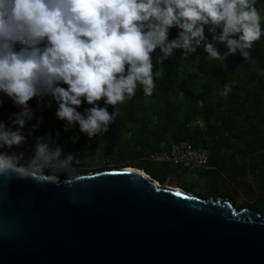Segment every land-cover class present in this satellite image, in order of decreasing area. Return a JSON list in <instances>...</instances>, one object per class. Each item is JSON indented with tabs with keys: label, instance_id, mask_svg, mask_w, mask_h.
Returning <instances> with one entry per match:
<instances>
[{
	"label": "clouds",
	"instance_id": "clouds-1",
	"mask_svg": "<svg viewBox=\"0 0 264 264\" xmlns=\"http://www.w3.org/2000/svg\"><path fill=\"white\" fill-rule=\"evenodd\" d=\"M261 21L256 0H0V94L19 108L10 124L0 120V178L57 182L50 169L70 171L78 163L75 154L63 153L59 132L33 135L41 118L29 101L50 97L64 131L78 125L89 138L105 134L119 115L116 106L138 86L152 95L161 75L153 72L157 49L160 64L174 49L186 56L201 45L210 60L224 62L237 52L248 59ZM173 27L179 32L169 41ZM217 42L227 50L221 53ZM230 91L226 84L222 95ZM85 102L91 107L81 113ZM29 136L30 157L11 151Z\"/></svg>",
	"mask_w": 264,
	"mask_h": 264
},
{
	"label": "water",
	"instance_id": "water-1",
	"mask_svg": "<svg viewBox=\"0 0 264 264\" xmlns=\"http://www.w3.org/2000/svg\"><path fill=\"white\" fill-rule=\"evenodd\" d=\"M0 264H264V216L133 168L0 178Z\"/></svg>",
	"mask_w": 264,
	"mask_h": 264
},
{
	"label": "trees",
	"instance_id": "trees-1",
	"mask_svg": "<svg viewBox=\"0 0 264 264\" xmlns=\"http://www.w3.org/2000/svg\"><path fill=\"white\" fill-rule=\"evenodd\" d=\"M256 4L258 10L262 13V35L260 40L254 43L248 59H243L237 52L229 55L224 62L210 60L207 53L204 52L203 45H201L197 48L196 53L186 56H183L182 49H174L173 54L160 64L157 58L162 56V53L157 49L153 53V72L155 74V72L159 71L161 75L156 78V88L153 90L152 95L145 96L142 87L138 86L136 95L133 98L130 100L126 99L123 104L116 106L119 109V115L109 126L108 132L102 135L105 137L107 135L109 138L115 135L116 140L114 143L117 145L122 136L130 134L129 142H133L135 147L141 149H144L148 144V140H150L153 145L151 152H156L174 143L188 142L194 146H202L209 152V161L208 169L202 171L199 175H209V165H213L214 157L218 153L212 155L213 150H210V147L201 138L193 136L190 130L192 122L197 128L205 127L207 133L215 131L214 135L219 132H221L220 134L228 132L237 140H241L244 136H249L252 141L248 147L252 154H248L247 162L252 171L258 169L261 193H263L264 158L261 154L260 166L257 167L258 158H253V155L255 153L259 154L262 148L261 139L264 138V105L258 98L260 94L264 93V85L257 82L254 89L251 88V85L259 75L260 66L264 65V0H256ZM178 32L179 30L175 27L170 29L169 41L175 39ZM205 35L208 42H213L212 34L207 29ZM216 47L221 53L227 50L223 43L217 42ZM226 84L231 85V91L227 95H222ZM0 96L8 98L3 94H0ZM8 100V106L11 110L19 111V108L14 106L9 98ZM199 102L201 105H199ZM29 103L34 114L42 107L49 112L48 114L55 116L58 124L56 132H59L61 137L80 133L78 125H74L70 130L64 131L65 122L60 121L56 117L57 105L50 97L45 96L33 99V102L29 101ZM99 106H105L103 101L99 102ZM89 107L91 105L85 102L77 110L84 113L85 109ZM108 111L111 113L113 108L109 106ZM151 112H153L156 121L149 118L148 113ZM198 117H201L205 124L202 125L200 123L201 125H198L197 122H200L197 119ZM0 120L8 124L11 123V119L2 115H0ZM210 121L213 122V126L210 125ZM26 130L27 128L25 127L23 133ZM45 130V128L41 127L34 135H42ZM76 145L72 150L64 154L76 153L80 155V150L77 149L78 146ZM159 145L161 146L159 147ZM214 146L220 149L221 144L215 143ZM96 147L95 145L89 144L88 146L87 144L83 153L80 152V157L83 158L84 164L86 163L85 159L89 156L87 151ZM146 164L150 165V167H139V169L143 170L154 181L160 183H163L164 175L166 182H168L175 173H179L172 171L164 164L147 161ZM215 165H218V162ZM125 168H137V166L131 164L120 169ZM221 169L223 175L229 178L230 170L227 168ZM86 173L84 171L80 174ZM80 174H76V172H69L67 175H61L59 172L52 173V175L60 176L61 178H69ZM213 176V179L209 180L208 193L203 199H217L222 194L223 198L227 199L224 192H220L216 188L218 174L213 173Z\"/></svg>",
	"mask_w": 264,
	"mask_h": 264
},
{
	"label": "rangeland",
	"instance_id": "rangeland-1",
	"mask_svg": "<svg viewBox=\"0 0 264 264\" xmlns=\"http://www.w3.org/2000/svg\"><path fill=\"white\" fill-rule=\"evenodd\" d=\"M257 82L264 85V65L260 66L259 75L256 79H254L253 84L251 85L252 89H254ZM258 98L264 105V93L260 94ZM0 100L3 101L2 105H0V115L11 119L12 114L16 111L11 110L8 106V98L0 96ZM31 102H33V100H31ZM199 105H201L200 102ZM48 113L49 112L46 109L40 107L38 112L35 114L37 118H41L39 128L42 127L46 129L44 134L36 135L43 136L49 132H54L53 134L55 135L56 128L58 126L57 119L54 115ZM148 116L150 119H153V121H156L153 112L148 113ZM197 119H199L202 125L205 124V121L201 117H198ZM35 122L36 121L33 120L29 123L26 126L27 130L24 133L28 135L31 124ZM210 125L213 126L212 121H210ZM190 126L193 136L201 138V140H203L204 143L210 147V150H213L212 155L218 154L214 157L213 165H209V175L175 173L171 179H169V181H171V187L180 189L189 195L203 199L208 193L207 187L210 182L209 180L213 179V173H216L218 174V177L216 178V188L220 192H224V195L227 197V199L223 198L224 196L222 194L217 199L228 200L237 209L247 208L264 216V191L261 193V185L259 182L260 175L258 169H256V171H252L247 162L248 154L251 153L248 147L252 141L251 138L249 136H244L241 140H237L234 139V137H232L228 132L223 134H220L221 132H219L214 135L215 131L207 133V129L205 127H202L201 129L197 128L193 122ZM34 134L35 133H33V135ZM73 138H76L74 144ZM115 140V135L110 138L107 135L106 137L101 135L95 138H89L86 134L81 132L76 133L73 136L68 134L67 137H61L59 134L57 142L60 146H62L63 153H67L69 150H72L76 144V146H78L77 149H79L82 153L87 144L88 146L89 144L97 146L96 148H92L87 151L89 156L85 159V164L83 162V158L80 157L81 153L79 152L80 155L77 154L78 163H76L75 168L70 171H64L65 173L61 172L60 174L67 175L69 172H76V174H80L84 171L87 172L86 174H91L101 171L118 170L121 167L130 166L131 164H135L137 168L133 169L137 170H140L139 167H150V165L146 164V160L144 159L145 156L152 151L153 145L150 140H148V144L144 147V149L137 148L133 142H129L130 134L122 136L117 145L114 143ZM261 141L262 148L260 149L259 154L255 153L253 155V158H258L256 164L257 167L260 166L261 154L264 158V138H262ZM215 143L221 144L220 149L214 146ZM160 146L161 145H159V147ZM216 162H218V165H215ZM221 168H227L230 170L229 178L223 175ZM140 171L144 172L143 170ZM57 177L59 179H63L60 176ZM169 181L166 182V177L164 175L163 183L156 182L161 186H166Z\"/></svg>",
	"mask_w": 264,
	"mask_h": 264
},
{
	"label": "built area",
	"instance_id": "built-area-1",
	"mask_svg": "<svg viewBox=\"0 0 264 264\" xmlns=\"http://www.w3.org/2000/svg\"><path fill=\"white\" fill-rule=\"evenodd\" d=\"M197 124L201 125L200 122H197ZM25 136L28 135L25 134ZM33 150L34 141L31 136L28 137L27 143L21 147L11 149L13 152L23 151L26 158L32 155ZM75 156L77 157V154ZM144 159L147 162L167 165L172 171L199 175L202 171L208 169L209 152L202 146H194L188 142L174 143L156 152H149ZM75 165L73 168H75ZM64 171L68 170L50 169L49 174L52 175L53 172L61 173Z\"/></svg>",
	"mask_w": 264,
	"mask_h": 264
}]
</instances>
